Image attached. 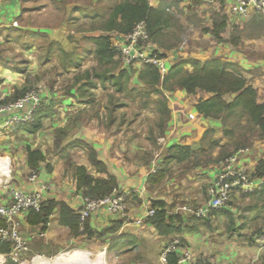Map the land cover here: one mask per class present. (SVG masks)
Returning a JSON list of instances; mask_svg holds the SVG:
<instances>
[{
  "label": "crops",
  "instance_id": "0c3cea01",
  "mask_svg": "<svg viewBox=\"0 0 264 264\" xmlns=\"http://www.w3.org/2000/svg\"><path fill=\"white\" fill-rule=\"evenodd\" d=\"M172 1L173 6L183 12L184 15L194 11L198 15L208 18L214 16L215 13L224 15L226 26L220 33L222 41L220 43L213 42L205 51L186 52L183 49V44L176 48L171 47L172 49L169 51H160L167 69L180 60L190 59L200 61L215 59L222 63H232L256 89L257 101L264 102V18L257 14H251L248 17L233 14L230 9L232 0H215L211 3H201L197 0ZM6 3L3 7H0V22L5 25L9 23V20L12 22L21 16L19 13L20 4L15 0ZM148 4L154 9L163 10L169 18L173 15L171 13L173 9L175 11V7H171L170 3L165 0H152ZM9 16L11 17L9 18ZM174 18L176 19V15H174ZM171 22L172 19H168L169 25L162 32L166 37L172 35V39H177L173 32L179 29L176 27V30H170L173 26V24H170ZM208 29H212V23L211 28ZM40 31L45 35H50L47 33L48 31ZM235 32L238 33L237 42L230 43V36ZM209 33L213 36L211 31ZM32 36L36 37L35 34ZM30 38L34 39L33 37ZM160 41L159 38L155 42ZM93 47L88 50L92 52ZM66 53H71L76 61L81 59L75 51ZM51 54H47L45 59L47 60ZM9 68L0 63V99L9 97L15 89L19 90L25 86L22 85L20 80L21 70L17 68L11 72ZM185 68L191 70L189 65H185ZM15 72L19 74V80L5 84L7 79H14L12 74ZM136 78L134 80L138 84ZM157 88L161 89L160 85ZM164 92L167 96L164 104L169 109L170 115L158 137L154 131L152 132L143 127L126 126L123 130L115 128L117 123L112 126L109 125V122L106 124L101 121L98 124L96 118L98 107L96 112L93 111L92 114H89L91 113L90 109H92L90 103L93 100H84V98L80 100H54L50 109L41 116V126L34 133L22 129L17 130L14 128L15 125L12 124L5 125L8 114H0V156H2L0 157V202H6V197L3 194V182H9L11 186L24 191L37 190L42 185H46L48 189L42 192L43 201L63 202L78 212L82 205V194L77 190L76 174H73V171L69 169L71 164H74L75 167L83 166L93 179L101 180L106 179L108 175L114 176L118 185L117 189L126 195L127 203L125 213H123L125 216L110 214L101 208L87 218L89 228L98 233L104 228H112L115 222L121 221L116 233L104 238H107L105 245L109 243L113 235L128 234L142 249L141 256L149 262L159 259V253L163 247L172 239L178 238L184 247L190 250L194 258L205 257L209 264H260L264 256V250L254 244V246L246 244L247 241L237 238V234H251L255 230L253 225L256 227L264 222V180L262 178H253L255 185L253 194L242 191L234 192L231 197L233 204L223 208L224 212H214L209 214L207 218L196 221L191 216L181 212L179 205L184 202L191 205L194 203L200 205L206 201L204 198L207 195L206 187L213 177L212 174L218 170V165L210 173L200 170L202 177L195 168L187 169L181 173L174 172L173 176L167 174L156 185L148 183L149 174L160 167L159 163L165 157L159 155L164 149H167L163 146L175 141L174 138H170L172 127L176 130L175 133L184 138L194 132L195 128L192 125V120L199 123L200 128L202 125L206 126V123L213 127L221 125L220 122L208 117L205 118L195 110L198 101L208 98L211 95L210 93L197 90L196 93L189 94L179 87ZM233 97L232 94L225 96L228 101ZM118 107L114 109V112ZM136 107L141 111L147 110L145 107H139V105ZM147 108L155 113L151 105ZM141 115H144V112H141ZM188 115H192L191 119L188 118ZM105 119L107 118L105 117ZM114 120L117 121L118 119L115 118ZM199 126L196 129H199ZM260 133L261 131L258 128L252 130V137L255 135L256 141L251 152L250 150L247 152V149H245L243 151L238 150L235 153L239 162L250 171L254 170L258 160L264 157V137H260ZM181 141H178V143L185 144L187 142L183 139ZM83 143H87L95 150L97 160L104 163L106 167L105 171H100L92 166L88 159V151ZM157 144L160 148L155 149ZM28 147L43 154V160L38 161L35 169L31 168L28 163L26 151ZM57 152H59V159L56 155ZM174 163L171 162L170 164L175 166ZM170 164H168V167H170ZM176 170L178 171V169ZM33 172L36 174L35 181L29 182L28 177ZM168 181H170V185ZM169 187L173 188L170 190ZM250 198L255 201L252 206L249 204ZM157 201L162 202L164 205L166 223L172 222L176 228H179L178 230L167 235H159L156 229L148 223L145 212L154 207L152 204ZM237 205L244 208L243 212L239 213L242 215L241 219L235 214L236 220L234 222L237 224L234 226L235 229L231 231L229 227V230L222 233L224 229L220 228V224L217 223L220 215L233 217L234 214L231 209L238 208ZM154 208L157 210L156 207ZM26 217L27 213L19 216L22 231L25 234L40 232L42 225L29 224ZM138 218L142 221L140 224L135 222ZM257 219L263 222L255 224ZM212 221L217 225L212 226ZM199 222L208 227L211 233H208L207 230H201L198 227ZM263 228L259 230L261 231ZM227 232L229 234L223 236L225 237L224 241L228 242L229 248L223 250V240L220 235ZM257 235L250 237L252 242H254ZM37 238L40 239L38 242L52 244V248L56 249L85 239L83 236L72 237L68 227L58 222V208L50 216L44 235ZM136 243L134 242V245ZM156 252H158V255H156ZM97 262L98 260L95 264Z\"/></svg>",
  "mask_w": 264,
  "mask_h": 264
},
{
  "label": "rangeland",
  "instance_id": "374dc122",
  "mask_svg": "<svg viewBox=\"0 0 264 264\" xmlns=\"http://www.w3.org/2000/svg\"><path fill=\"white\" fill-rule=\"evenodd\" d=\"M8 1L10 0H0V7H3L5 4H7L6 2ZM15 1L20 4L19 13L21 16L18 17L15 21L10 22L9 20V23H7L6 25L0 22V63L10 67L9 70L11 72L13 71V69L17 68L21 70L20 80L22 82V85H25L24 87H22L23 89H21L26 91L18 95L20 91L15 89L9 97H5L0 100H4L5 102L11 101L21 97L25 93H33L36 95L35 97L37 98V100L40 101L36 106V109L44 106L43 100H47L46 103H44L46 107H49V109L51 107V103L54 100H80L81 98H84V100H93V102L90 103V107L92 109H90L91 113L89 114H92L93 111L96 112V108L98 107V110L96 112L98 124H100L101 121H104V123L106 124L109 122V125L111 124L112 126L114 125V123H117L115 128H120L123 130L126 126H130L133 128L143 127L147 130H151L152 132L154 131L157 137L160 136L159 122L163 119L162 116L160 117L161 113H152L151 110H149L144 105H142V108L145 107V109L147 110L141 111L136 106L139 105L140 107V100H145L148 105H155V100H162V94L166 93L164 92L165 90H163L161 87L160 88L162 90L160 93H153L149 87L142 86L141 84H137L135 82L134 79L136 78L135 76L137 75V71L140 68H143L141 65L131 64L132 66L130 70L133 72H130V70L128 69V72H130L129 74H131L130 79L127 83H124L123 89L120 92H115L112 87L105 88L102 84L100 85V83L98 82L99 80L93 76L94 72H101L104 68L107 67V65H98L97 61L94 58V55L87 52V50L89 48H92L93 45L89 42V40L86 39V36H95L103 33L99 32V30L101 26H103V22L107 21L106 17L108 12L117 4L118 1L121 0ZM165 1L167 3H170L171 7H175L173 6L172 0ZM82 9L84 10L83 13H81L82 11H79ZM171 13L173 15L171 16L170 14L171 17L168 19H172V22L170 24H173V26L170 28V30L173 29L174 31L176 30V27L179 29L178 31L173 32L174 35L177 36V39H172V35H167V37L165 35H162L160 37V42H154L159 52L169 51L172 48H176L182 44L183 49L186 52H193L197 50L205 51L209 48L208 46L213 44V42L220 43L222 41L221 37L216 38L209 33L210 29L208 28H211V20L213 16L209 18L204 17L202 15H198V13H196L195 11L184 15L183 12H180L176 7L175 11L173 9ZM174 15H176V19L174 18ZM10 17L11 16H9V18ZM40 30L46 32L48 31L47 33L50 35H45ZM33 34H35L36 37L32 36ZM109 34L111 35V37H113L116 33L110 32ZM30 37H33L34 39H31ZM51 42H55L54 44L59 45L63 51L58 52L55 45L50 46ZM72 51H75L78 55H80V65L78 68L69 66L68 69H65L63 63L65 54L63 52L66 53ZM49 53L52 54L46 60V55ZM116 59L119 61V67L117 68V70L120 68V66H125L124 62L126 63V61L124 60L123 62L119 55L116 57ZM12 75L14 79H7L5 81V84H10L14 80H19L18 73L15 72ZM86 77L88 78V80ZM78 84H80V86H78ZM70 92H72V94ZM150 92H152L153 94ZM114 100H116V104H121V102H124V105L118 107L115 112L112 111ZM152 108H154V106ZM141 112H144V115H141ZM105 117L107 119H105ZM191 117L192 115H188L189 119H191ZM115 118H117L118 120H114ZM213 120L220 122L221 125L213 127L206 123V126L202 125V129V127L200 128L199 123H196L195 120H192V125L195 128L194 132L184 138L178 133H175L176 130L172 127L170 138H174L175 141H173L174 143H171L169 145L165 144L163 147L167 149H164V151L159 153V155L161 154L162 157L167 156L169 147H171L172 145H177L178 141H181L182 139L183 141L187 142H185V144H178L186 148L188 147L190 151L188 157L184 158L183 160L168 161V164H170L171 162H175V166H172L170 164V167H168L167 164L163 167L162 161L165 157L162 158L159 166L161 167V169L163 167L162 170H164V177L167 174L173 176L174 172L181 173L187 169L189 170L195 168L197 170V173H200V176L202 177L200 170H204L206 173H210L216 165H218V167L220 168L219 164L231 154H235L238 150L247 149V152H249L248 150H250L251 152V149L254 148L256 141V136L253 135L252 137V131L245 135L246 129L244 128V126L235 125L232 127L228 124L227 127H224L221 122L222 120ZM197 126H199V129H196ZM226 128H230V131H227ZM239 142L241 144H239ZM158 148H160V146L157 144L155 146V149ZM56 155L59 159V152H57ZM66 159L64 160L65 162L67 161ZM160 167H157V169H160ZM74 169V164H71L69 170L73 171ZM176 169H178V171ZM73 174H75V172ZM214 175L215 173L212 174L213 177ZM168 184L170 185V181H168ZM172 188L173 187H169L170 190ZM206 196L204 198L207 200ZM84 197L86 198L93 196ZM184 204L191 205L184 202L180 204L179 207ZM231 204L233 203L230 199L224 206V208L229 207V205ZM249 204L250 206H252L253 204H255V201L250 198ZM197 205L199 204L194 203L192 206ZM237 206L238 208L231 209L234 214L233 217H231L230 215L227 217H225L224 215H220L217 223L220 224V228L224 229L222 233L226 230H229V227L231 231L235 229L234 226L237 225L234 222L236 220L235 214H237L241 219L242 215L239 213H242L244 208H240L239 205ZM214 212L221 213L224 211L222 208L219 210H214L210 214ZM194 219L195 221L201 220L197 218ZM263 221L257 219L255 220V224ZM213 222L214 221H212V226L217 225ZM198 224V227L201 230H207L208 233H211L208 227L202 225V223L200 222ZM263 225L264 222L256 227L255 225H253L255 229L253 233H244L241 235L237 234V238H240V240H246V244L255 245V243L251 241L250 237L255 236V234L257 235L260 231L259 229L264 227ZM112 228H114V225L112 226ZM116 230L117 229L113 230L112 232H108L109 235H107L106 233L102 239H84L81 241L73 242L72 244L59 249L52 248V244L38 242L40 241V239L35 237L29 241L30 251L27 255H25V259L27 262L26 264L34 263V261L32 260L34 254H38L42 257L36 258L38 262H35V264H55V262L57 261L55 257L58 256L61 257L60 259H58L60 261L66 260L67 257L70 258V262H68L67 264H95L97 259H99L100 252H104V262H101L102 264H161L158 258V260L156 259L155 261L148 262L146 258L142 257V253H140L142 252V249L128 234L124 235L126 236V238L122 239H118V236L121 235H113L110 238L109 243L105 245V240L107 238H104L110 237L112 234L116 233ZM20 232L24 237H27L29 234H35L29 232L28 234H25L21 229V224ZM227 234L229 233L227 232L220 235L223 240V250H227L229 248L228 242L224 241L225 237L223 236H226ZM127 240H130V242L126 243L125 241ZM235 241L237 242V239ZM111 242H113V244L116 246V249L110 248ZM134 242L136 243V245H134ZM6 253L0 254L4 255ZM156 255H158V252H156ZM203 258L207 261L205 257ZM3 260L4 264H13L7 256L3 257Z\"/></svg>",
  "mask_w": 264,
  "mask_h": 264
},
{
  "label": "trees",
  "instance_id": "16d2710c",
  "mask_svg": "<svg viewBox=\"0 0 264 264\" xmlns=\"http://www.w3.org/2000/svg\"><path fill=\"white\" fill-rule=\"evenodd\" d=\"M106 18L107 21L103 22V26H101L99 30V32L103 33L95 36H86V39L94 46L91 50L94 54V58L98 62V65H107V67L101 72H94L93 76L96 77L99 80L98 82L100 85L102 84L105 88L112 87L115 92H120L123 89L124 83H127L130 79L131 74L129 73L133 71L130 70L131 66H126L124 68L120 66L117 70L119 67V61L116 59L118 51L112 45V37L109 33L115 32L127 34L132 30L133 26L138 21L144 20L147 23L149 36L151 40L155 42L158 41L162 35H165L162 30L168 27L169 17L163 10L152 8L148 4L147 0H121L110 9ZM212 21V29L210 31L213 36L220 38V33H222L226 26V17L224 15H220L219 13H215ZM237 38V34L233 33L230 36V43H236ZM54 43L55 42H51L50 46L55 45L57 51L62 52L63 50L61 47ZM87 52L92 53L90 50H87ZM63 53L65 54L63 58L65 69L70 65L74 67H78L80 65V61L73 59V55L71 53ZM185 65H189L191 70L186 69ZM128 69L130 72H128ZM137 72L138 83L142 86L149 87L153 93H160L162 89L170 91L175 87L184 89L189 94H194L197 90L210 93L211 95L208 98L200 99L195 105V110L199 114L205 118L209 117L222 120L221 122L224 127H227L228 124L232 127L235 125L244 126L246 129L245 135L250 133L253 129L258 128L261 131L259 136L264 137V102L260 103L257 101L256 89L234 64L222 63L215 59L206 61L190 59L180 60L174 63L169 67L163 78H161L157 68L151 65H146ZM159 85L162 89L157 88ZM22 89L18 90L20 91L18 95L26 91ZM70 93L72 94V92ZM230 94L234 95V97L228 101L225 96ZM165 100H167V96L166 94H162V100H155V105H151L152 107L154 106L153 109L155 113H161L160 117H163V119L159 122L160 130H162L164 123L168 120L170 115L169 109L164 104ZM46 101L47 100H43V107L37 109L35 108L32 123L15 122L12 124L15 125L14 128L34 133L41 126V116L49 110V107L45 106ZM115 101L116 100L113 101L112 111H114L117 106L120 107L124 105V102L116 104ZM6 102L2 100L0 104H4ZM140 103V106H150L147 102H145V100H140ZM227 131H230V128H228ZM83 144L88 151V159L92 166L100 171H105L106 167L104 163L97 160L95 150L87 143ZM26 151L28 154L29 166L35 169L38 161L43 160V154L38 150H31L29 147L26 148ZM189 151L188 147L186 148L178 144L172 145L168 149L167 156H165L162 161L163 167L169 163L168 161H177L187 158ZM162 169L160 168L161 171H158L159 169H157L149 174L147 181L150 185L159 183L164 178V170ZM74 172L76 174L77 190L80 191L82 196L100 197L105 194H109L113 188L118 187L116 179L112 175H108L106 179H93L83 166L75 167L73 173ZM248 173L252 179L262 178L264 180V157L258 160L254 170L250 171L248 169ZM254 191L255 189L251 192H242L253 194ZM152 205L156 207L157 210L154 207H151L154 209V214L153 216L147 218V220L148 223L156 229L159 235H167L179 229L176 228L172 222L166 223V213L163 210L164 205L162 202L157 201ZM56 208H58V222L61 225L68 227L71 232V236L74 238L83 236L88 240L94 238L102 239L106 233L108 234V232L118 229L119 225H121V221H117L114 223V228H104L98 233L91 230L87 224V220H85L83 223V229L80 230L78 213L65 203L56 202L54 200L42 201V205L37 211L29 210L27 212L26 220L32 225L41 224L42 226L40 231L44 232L47 228L46 223L49 221L50 216ZM4 225V220L0 218V226ZM122 238H126V236H118V239ZM128 241L129 240L125 242L128 243ZM110 248L116 249L113 242L110 243ZM9 250L10 244L0 241V253H6ZM178 258V253H170L167 256V264H176ZM261 264H264V256L261 260Z\"/></svg>",
  "mask_w": 264,
  "mask_h": 264
},
{
  "label": "built area",
  "instance_id": "2783aa9c",
  "mask_svg": "<svg viewBox=\"0 0 264 264\" xmlns=\"http://www.w3.org/2000/svg\"><path fill=\"white\" fill-rule=\"evenodd\" d=\"M151 2L152 0H147ZM201 3H211L215 0H198ZM231 12L233 14L248 17L257 14L264 18V0H232ZM112 45L118 51V55L125 66L138 64L143 66L151 65L157 68L161 78L167 73L168 69L155 43L151 41L147 31V23L144 20L138 21L127 34L116 33L112 37ZM33 93H25L16 100L0 104V114L7 113L8 118L5 125L15 122H32L33 112L39 104V100ZM243 151V149L239 150ZM36 174L33 172L28 177L29 182H34ZM3 194L6 202H0V218L4 220L5 226H0V241L10 244V250L6 254H0L1 264H4L3 257L7 256L13 264H26L25 255L30 251L29 241L35 237H42L43 231L29 234L24 237L20 232L19 216L26 214L29 210H39L42 205V192L48 186L42 185L33 191H24L18 187L11 186L9 182H3ZM253 179L249 176L248 169L239 162L237 154H231L221 162L220 168L215 172L207 186V200L197 206L184 204L179 207L181 212L191 215L197 219H204L214 210L224 208L234 192L239 190L251 192L255 188ZM125 193L113 188L109 194L100 197H81L82 205L78 211L79 229H83L84 221L92 213L103 209L110 214H122L126 208ZM154 209L149 208L145 212V217L153 216ZM135 222L140 224L141 219ZM48 225V222L46 223ZM256 246L264 250V229L255 239ZM170 253H178L179 258L176 264H208L202 259H196L190 250L182 244L178 238L172 239L160 252L159 260L161 264H167V256ZM42 258L34 254L32 260ZM31 260V261H32Z\"/></svg>",
  "mask_w": 264,
  "mask_h": 264
},
{
  "label": "bare ground",
  "instance_id": "6f19581e",
  "mask_svg": "<svg viewBox=\"0 0 264 264\" xmlns=\"http://www.w3.org/2000/svg\"><path fill=\"white\" fill-rule=\"evenodd\" d=\"M60 258H61L60 256L55 257V259L57 260V261L55 262V264H67L68 262H70V258H68V257H67L66 260H63V261L58 260V259H60ZM97 260H98L97 264H102V263L104 262V252H100V253H99V259H97ZM1 261H2V257H1V255H0V264H1ZM33 261H34L33 264H35V262H38V260H37L36 258L33 259ZM101 262H102V263H101Z\"/></svg>",
  "mask_w": 264,
  "mask_h": 264
}]
</instances>
